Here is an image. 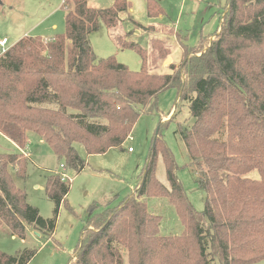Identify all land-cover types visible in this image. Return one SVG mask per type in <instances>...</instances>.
Wrapping results in <instances>:
<instances>
[{
  "label": "trees",
  "instance_id": "obj_1",
  "mask_svg": "<svg viewBox=\"0 0 264 264\" xmlns=\"http://www.w3.org/2000/svg\"><path fill=\"white\" fill-rule=\"evenodd\" d=\"M164 0H146L150 18L164 14ZM65 33L51 39L24 37L0 56V133L21 150L30 133L47 143L65 168L86 167L87 155L121 148L143 114L158 109V97L174 88L190 108V126H178L192 162L201 172L205 208L197 211L178 178L174 154L160 133L135 192L116 206L93 214L70 264H255L264 261V0H228L221 32L195 47L182 45L183 60L171 73L153 74L149 60L169 52L118 38L134 49L139 72L115 56L98 59L90 35L102 22L116 29L129 0L96 9L89 0H64ZM154 52H157V59ZM159 158L169 188L157 179ZM29 155L0 154V228L25 240L28 229L53 237L70 182L60 173L47 178L55 217L45 219L28 203L16 179L27 178ZM253 171L259 179L248 178ZM166 200L182 230L161 234L162 217L148 201ZM37 251L17 256L0 251V264H28Z\"/></svg>",
  "mask_w": 264,
  "mask_h": 264
},
{
  "label": "rangeland",
  "instance_id": "obj_2",
  "mask_svg": "<svg viewBox=\"0 0 264 264\" xmlns=\"http://www.w3.org/2000/svg\"><path fill=\"white\" fill-rule=\"evenodd\" d=\"M129 1L132 8L120 14L121 22L116 29H108L101 22L99 30L90 35L92 47L98 59L115 56L120 64L134 72L142 69L141 57L134 49L122 48L118 38L139 44L149 56L154 47L168 49L163 59H157V52L153 53L157 60L150 59L148 67L153 74L171 73V65L178 67L183 60L182 45L195 47L203 38V45L215 40L221 32L220 26L228 9V0H164L161 3L164 14L150 18L146 0ZM113 3L114 0H89V6L96 9L109 8ZM66 13L64 0H1L0 39H7V48H10L24 36L51 39L62 35L65 33ZM2 54L0 46V56ZM169 57L172 58L171 64L167 63ZM179 124H192L190 108L178 91L170 88L159 95L157 111L140 117L130 138L121 148L89 156L84 147L77 144L76 150L86 162V167L79 173L62 169L63 161L35 133L29 134L28 146L24 150L0 133V154L29 155L27 178L16 179V182L18 187L25 190L28 203L38 208L43 218H54L56 209L46 192L47 178L63 173L66 181L71 183L70 193L59 210L52 238L38 237L33 234V229H28L25 240H22L20 237L13 238L11 231L2 227L0 251L11 256L20 255L25 250L37 251L28 264L73 262L90 217L104 208L116 206L135 192L160 126L163 140L175 156L179 167L178 178L188 199L197 211L202 212L206 194L198 184L201 172L192 162L177 132ZM247 177L259 179V173L253 171ZM157 179L169 188L162 158L158 161ZM148 203L152 212L162 217L163 236H174L181 232L182 227L172 205L160 199H152ZM125 264H128L127 256ZM255 264H264V261Z\"/></svg>",
  "mask_w": 264,
  "mask_h": 264
},
{
  "label": "built area",
  "instance_id": "obj_3",
  "mask_svg": "<svg viewBox=\"0 0 264 264\" xmlns=\"http://www.w3.org/2000/svg\"><path fill=\"white\" fill-rule=\"evenodd\" d=\"M0 46L2 48V53L4 54L9 49V48H7V46H8L7 39H0ZM129 151L131 152L132 149H129ZM61 168L64 169L65 168L64 165H62ZM61 175H62L63 180H66V176L63 173Z\"/></svg>",
  "mask_w": 264,
  "mask_h": 264
},
{
  "label": "crops",
  "instance_id": "obj_4",
  "mask_svg": "<svg viewBox=\"0 0 264 264\" xmlns=\"http://www.w3.org/2000/svg\"><path fill=\"white\" fill-rule=\"evenodd\" d=\"M220 28H221V26H220ZM220 28L217 30V32L220 30ZM217 32H216V33H217ZM24 37H27V36H24ZM24 37H22V38H24ZM22 38H21V39H22ZM21 39H20V40H21ZM18 41H19V40H18ZM18 41H17V42H18ZM17 42H15V44H16ZM13 45H14V44H13ZM11 47H12V46H11ZM33 234H35V235L38 236V237H41V234H40V235H37V233H36L34 230H33ZM13 238H15V237H13Z\"/></svg>",
  "mask_w": 264,
  "mask_h": 264
},
{
  "label": "water",
  "instance_id": "obj_5",
  "mask_svg": "<svg viewBox=\"0 0 264 264\" xmlns=\"http://www.w3.org/2000/svg\"><path fill=\"white\" fill-rule=\"evenodd\" d=\"M0 4H1V0H0ZM167 63H172V58L171 57H169L168 59H167ZM37 235H40L39 233H37Z\"/></svg>",
  "mask_w": 264,
  "mask_h": 264
}]
</instances>
